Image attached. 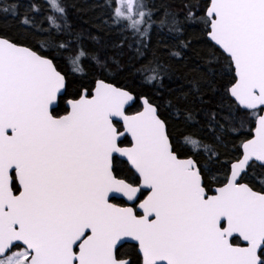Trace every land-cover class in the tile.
<instances>
[{
	"label": "snow or ice",
	"instance_id": "obj_1",
	"mask_svg": "<svg viewBox=\"0 0 264 264\" xmlns=\"http://www.w3.org/2000/svg\"><path fill=\"white\" fill-rule=\"evenodd\" d=\"M88 10L0 0V264H264V0Z\"/></svg>",
	"mask_w": 264,
	"mask_h": 264
},
{
	"label": "trees",
	"instance_id": "obj_2",
	"mask_svg": "<svg viewBox=\"0 0 264 264\" xmlns=\"http://www.w3.org/2000/svg\"><path fill=\"white\" fill-rule=\"evenodd\" d=\"M81 4V6L85 9L84 13H82V18L84 20H91L95 13L88 10L89 4L91 3V0H77ZM81 15H74L73 19L74 21L80 25L81 24ZM86 26V25H85Z\"/></svg>",
	"mask_w": 264,
	"mask_h": 264
}]
</instances>
